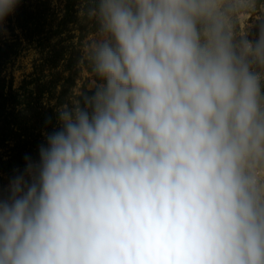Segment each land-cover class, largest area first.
<instances>
[{
	"label": "clouds",
	"instance_id": "1",
	"mask_svg": "<svg viewBox=\"0 0 264 264\" xmlns=\"http://www.w3.org/2000/svg\"><path fill=\"white\" fill-rule=\"evenodd\" d=\"M242 7L86 0L93 78L0 183V264H264V20L237 38Z\"/></svg>",
	"mask_w": 264,
	"mask_h": 264
},
{
	"label": "rangeland",
	"instance_id": "2",
	"mask_svg": "<svg viewBox=\"0 0 264 264\" xmlns=\"http://www.w3.org/2000/svg\"><path fill=\"white\" fill-rule=\"evenodd\" d=\"M70 2H74V5L70 7V13H76L77 19L74 20L71 17L74 21L66 22L60 26L59 23L62 19H65L66 6ZM260 2L261 0H244V7L231 15L230 23L237 38L243 36L254 37L259 21L264 20V4H260ZM85 7L86 0H22L14 14L6 20V31L0 36L2 40L12 44L10 49L12 52L10 51V55L7 57L4 73L12 81L14 88L31 87L32 84L29 82L32 79L47 78L50 72L49 66L44 60L47 48L42 44L60 40L63 51L70 58L67 63H71V70H66L60 74L61 82L69 75L73 77L72 83L71 81L67 82L63 102L71 104L87 89L93 74L87 62L81 64L79 61L84 55L88 43L94 38L96 28L83 15ZM27 8L40 11L38 18L40 21V34L31 39L25 37L16 20L17 13L19 11L22 13ZM57 31L59 32L57 33ZM43 101L45 104L49 102L46 98ZM50 103L54 104L55 99L53 98ZM43 142L44 137H35L34 142L30 145L32 150L27 153V156L36 159L38 157V146ZM4 150L6 148L1 149V151ZM5 154H9V151ZM13 162L9 171L0 169V183L5 186L8 184L10 177L15 174V170L22 171L25 166V159H23L21 165H16L17 161L13 160Z\"/></svg>",
	"mask_w": 264,
	"mask_h": 264
},
{
	"label": "trees",
	"instance_id": "3",
	"mask_svg": "<svg viewBox=\"0 0 264 264\" xmlns=\"http://www.w3.org/2000/svg\"><path fill=\"white\" fill-rule=\"evenodd\" d=\"M260 4H264V0ZM73 5L74 2H70L66 6L65 19L59 23L60 26L77 19L76 13H70ZM39 12L38 9L27 8L22 13H17L18 27L27 39L40 34ZM11 45L0 37V169L3 171H9L13 160L17 161L16 165H21L27 153L31 152L30 145L35 137H44L45 131L52 130L51 126H46L45 121L48 117H52L54 121V109L64 103L67 82L72 83L73 80L69 75L61 82L60 74L71 70V63H67L70 58L66 56L59 40L42 44L47 48L44 57L50 69L47 78L32 79L29 82L31 87L14 88L12 81L4 73L7 57L12 52ZM45 98L49 101L46 104L43 101ZM53 98L55 103L51 104ZM2 148L6 150L1 151ZM8 151L9 154H5Z\"/></svg>",
	"mask_w": 264,
	"mask_h": 264
}]
</instances>
